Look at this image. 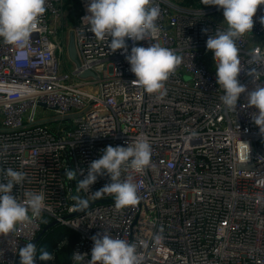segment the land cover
I'll list each match as a JSON object with an SVG mask.
<instances>
[{"label": "built area", "instance_id": "obj_1", "mask_svg": "<svg viewBox=\"0 0 264 264\" xmlns=\"http://www.w3.org/2000/svg\"><path fill=\"white\" fill-rule=\"evenodd\" d=\"M88 3L79 0L71 21L65 0H46L27 61H16L15 47L0 40V168L27 173L12 194L43 192L47 206L39 218L0 236V264H20L18 249L54 220L77 233L72 253L87 254L83 264L91 258V237L100 232L135 243L143 264H264V135L252 121L256 110L246 94L235 112L225 109L213 52L206 48L208 35L227 28L223 10L155 0L160 32L151 42L181 58L161 95L146 93L122 50L111 52L82 23ZM261 17L264 5L253 17L252 33L237 42L238 79L248 91L264 86V66L250 63L254 50L264 55ZM71 34L73 68L63 59L70 56ZM125 39L128 54L150 44ZM253 68L258 74L251 79ZM86 71L95 75L83 76ZM47 112L57 121L53 126L43 119ZM141 133L151 145L150 164L142 173L126 169L121 176L137 184L136 205L118 210L113 196L92 200L65 177L66 168L86 175L104 148L127 147ZM108 183L109 176L98 177L90 191ZM77 194L91 205L74 215ZM52 254V261L37 257L35 264H59Z\"/></svg>", "mask_w": 264, "mask_h": 264}, {"label": "clouds", "instance_id": "obj_2", "mask_svg": "<svg viewBox=\"0 0 264 264\" xmlns=\"http://www.w3.org/2000/svg\"><path fill=\"white\" fill-rule=\"evenodd\" d=\"M205 5L217 6L223 10L225 30H217L215 35H208L206 48L213 52L217 84L223 89L220 97L223 106L229 111H236L241 94H246L248 106L254 108L251 116L253 123L264 135V86L248 91L238 79L242 72L240 67V50L238 41L246 34L252 33L253 17L258 6L264 0H202ZM87 14L82 23L100 41H107L111 52L122 50L130 65V71L136 76V82L146 93L163 95L165 82L181 64V58L171 49L153 43L159 36L160 29L156 23L160 15L155 0H89ZM46 12V0H0V40L15 47V60L30 59L29 48L31 37L36 33L41 18ZM264 25V17L260 18ZM205 33L207 29L203 30ZM133 42L147 40L148 47L133 46L128 54L126 39ZM250 63L264 66V55L259 50L250 53ZM257 69L253 68L248 75L254 79ZM151 145L148 138L141 133L136 139L123 146H107L100 157L84 169H65L68 181H77L76 192L88 193L92 200L105 195L114 197L116 209L136 205L139 202L137 184L131 177L121 179L122 171L131 169L142 173L149 166ZM109 176L111 183L92 193L90 188L98 177ZM78 176H84L78 180ZM27 173L13 168H0V236L7 237L16 231L20 224H29L39 218L47 208L43 192L26 190L22 198L12 194L14 186L23 187ZM72 200L75 211H83L89 206V199L79 194ZM93 247L87 264H143L135 243L122 238H115L107 232H100L91 237ZM20 264H35L40 261H52L53 254L44 248L38 250L33 242L26 243L17 252ZM2 255V252H0ZM87 254L72 253L75 264H83Z\"/></svg>", "mask_w": 264, "mask_h": 264}, {"label": "trees", "instance_id": "obj_3", "mask_svg": "<svg viewBox=\"0 0 264 264\" xmlns=\"http://www.w3.org/2000/svg\"><path fill=\"white\" fill-rule=\"evenodd\" d=\"M184 6H200L203 5L202 0H179ZM67 9L69 10L70 20H74V13L78 11L80 5L79 0H65ZM59 226V227H58ZM78 238L77 233L63 225L51 227L46 234L38 242V250L44 248L49 252H55L56 259L59 264H70L73 246ZM64 241L61 249L56 250L59 242Z\"/></svg>", "mask_w": 264, "mask_h": 264}, {"label": "water", "instance_id": "obj_4", "mask_svg": "<svg viewBox=\"0 0 264 264\" xmlns=\"http://www.w3.org/2000/svg\"><path fill=\"white\" fill-rule=\"evenodd\" d=\"M68 51H69V55L70 57L77 62V57H76V45H75V39H74V35L71 34L70 36V40H69V44H68ZM88 74H91V75H95L93 72L91 71H86L83 76H87ZM45 121V120H44ZM91 205V203H89V206ZM82 211H76L74 213L75 214H78V213H81ZM56 225H59V222L57 220H54L52 222H49L47 223L42 231L40 232V234L37 236V238L33 241L34 244H37L41 238L46 234V232L51 228V227H54ZM18 261L20 262V259H18Z\"/></svg>", "mask_w": 264, "mask_h": 264}, {"label": "rangeland", "instance_id": "obj_5", "mask_svg": "<svg viewBox=\"0 0 264 264\" xmlns=\"http://www.w3.org/2000/svg\"><path fill=\"white\" fill-rule=\"evenodd\" d=\"M63 59H64V63L66 64L67 67H70V68H73L74 67L75 61L73 59H71L70 56L69 57L67 55L65 57L63 56ZM185 78L188 79L189 78V75L186 74L185 75ZM86 80L93 81L94 78L93 77H90V78H88ZM46 114H47V117L46 118H43V119H45V122H47L48 124H51L53 126L57 121H54V119L51 118L52 115H50L49 112H47Z\"/></svg>", "mask_w": 264, "mask_h": 264}]
</instances>
